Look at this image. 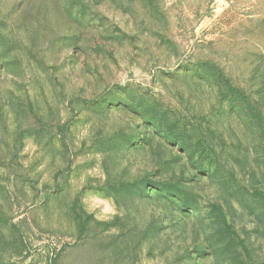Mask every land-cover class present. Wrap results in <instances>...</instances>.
Returning <instances> with one entry per match:
<instances>
[{"label":"rangeland","instance_id":"obj_1","mask_svg":"<svg viewBox=\"0 0 264 264\" xmlns=\"http://www.w3.org/2000/svg\"><path fill=\"white\" fill-rule=\"evenodd\" d=\"M0 264H264V0H0Z\"/></svg>","mask_w":264,"mask_h":264}]
</instances>
